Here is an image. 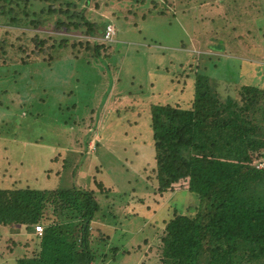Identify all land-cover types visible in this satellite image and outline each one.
Here are the masks:
<instances>
[{
	"label": "rangeland",
	"instance_id": "1",
	"mask_svg": "<svg viewBox=\"0 0 264 264\" xmlns=\"http://www.w3.org/2000/svg\"><path fill=\"white\" fill-rule=\"evenodd\" d=\"M160 1L166 5V14L160 16L163 9L146 13L151 9L146 4L144 11H140L146 15L143 20L140 12L135 13L136 9L126 0L122 6L126 18H122L127 23L122 19L114 23L118 29L114 39L117 43L113 44L115 52L109 56L101 50L103 57L97 58L94 42L99 44L101 40L96 38V31L95 37L86 34L85 22L100 25L99 19L109 18L105 12L108 0H91L88 4L80 0L51 3L19 0V4L0 0V66H13L12 70L5 71L4 67L0 72V136H3L0 139V182L11 189L24 188L25 180L36 179V170L40 175L43 170V189L69 188L72 182L83 191L92 189L100 208L97 214L102 217L101 221L90 224L89 242L95 244L92 250L102 245L110 249L123 243L129 253H136V257L127 256L126 250H119L128 264H157L166 237L164 222L173 216L175 209L184 214L196 204L194 194L183 188L159 194L157 189L167 186V175L160 179L152 152L133 145L149 139L146 129L151 131L152 105L180 103L188 107L192 101L191 76L196 70L209 72L210 78L214 77L219 96L227 93L228 88L236 89L241 85L264 90V0ZM196 2L204 3L194 8ZM70 3L74 5L69 6ZM185 4L188 13L178 14L176 8L182 9ZM223 11L227 13L224 16ZM212 14L216 16L215 22L209 17ZM65 24L80 27L67 30ZM63 41H67L66 44ZM68 65L70 69L66 68ZM186 75L189 77L185 82ZM42 79L47 94L50 92V98L57 102L63 100L66 91L73 94L64 97L65 103L76 98L79 91L85 93L79 110L88 106L98 111L100 102L96 98H105L111 82L119 83L123 98L135 99L132 101L137 104L127 105L122 100L114 104L123 117H118L115 109L107 112L105 104L106 122L111 126L107 135L114 140L102 141L97 150L100 135L94 132L96 129L85 128V132L76 135V144L70 143L71 139L64 134L61 142L46 144L60 148L52 152L49 162L46 160L32 174L21 164L36 159L29 154L33 149L30 144L34 143L23 144L14 139L12 128L17 123L11 119V107L17 109L25 101L32 103L34 97L37 99L35 110L42 114L54 111L58 104L45 108L42 95L35 97ZM19 108L24 111L22 106ZM61 114L59 111L56 118ZM52 115L46 112L43 116L54 119ZM134 123L139 124L131 126ZM138 127L141 128L139 135ZM115 130L119 135L113 134ZM85 133L90 137L84 157L81 153ZM62 145L66 150H60ZM9 161L11 167L7 164ZM178 176L172 178L173 184L178 183L175 180ZM71 233V239L75 240ZM9 235L6 227L0 226V264H13L14 254L10 253L7 241Z\"/></svg>",
	"mask_w": 264,
	"mask_h": 264
},
{
	"label": "trees",
	"instance_id": "2",
	"mask_svg": "<svg viewBox=\"0 0 264 264\" xmlns=\"http://www.w3.org/2000/svg\"><path fill=\"white\" fill-rule=\"evenodd\" d=\"M2 1L19 4V0ZM40 1L51 3L60 0ZM80 1L88 4L91 0ZM125 1L108 0L105 12L109 14V18L105 16L99 19L102 21L101 26L85 22L88 27L86 34L95 37L96 31V38L101 40L99 44L94 42L97 58L103 57L99 53L101 50L106 51L109 56L115 52L113 44L117 43L114 39L118 29L114 23L116 20L120 22L121 19L124 24L127 23L122 14ZM127 1L136 9L135 13L143 12L146 4L151 8L146 13L157 11L156 9L165 11L166 7L160 0ZM203 3L196 2L194 8H200ZM186 4L182 9L176 8V12L181 15L188 13ZM72 5L74 4H69ZM48 9L53 12L52 7ZM163 10L160 11V16L166 14ZM64 14L67 15V12ZM140 14L144 20L146 15L141 12ZM225 14L227 13L223 11L222 15ZM78 17L82 18L81 13H78ZM209 17L215 22V15ZM111 25L115 32L112 40L106 41L103 37L106 28ZM65 27L67 30L71 27L78 29L80 25L65 24ZM70 66L66 68L70 69ZM4 67L0 66V72ZM4 69L12 70L13 66L11 64ZM188 77L186 75L183 78L185 82ZM191 77L193 90L190 105H152V132L146 127L147 134H150L147 137L149 139L133 144L152 152V160L160 179L167 175V186H160L157 189L159 194L183 188L196 198V204L184 214L175 209L173 216L164 222L166 237L163 239L164 246L157 264H264V90L241 85L238 86L240 89L228 88L227 93L219 96L215 89L214 77L210 78L209 72L205 74L202 70H196ZM44 86L42 79L35 97L42 95L45 108L52 103L58 104L54 111H46L49 115L53 114L54 119H47L43 116L46 112L42 114L33 108L37 101L34 97L31 98L32 103L25 101L20 104L19 107L22 106L24 111L19 107H11V119H15L17 123L16 127L12 128L14 139L23 144L34 143L30 144L33 149L29 154L36 159L34 162L21 164L32 174L46 160L49 162L52 152L60 148L59 145L50 147L46 144L57 143V140L61 142L64 134L71 139L70 143L76 144V135L85 132V128L96 129L94 132L100 135L96 143L97 150L102 141L114 140L113 136L107 135L111 126L106 122L104 107L107 104V112L115 109L117 113L118 107L114 104L120 103L121 100L119 83L111 82L105 98H96V101L100 102L98 111L88 106L79 110L83 105L85 93L81 94L79 91L76 98L65 103L64 97L73 94L72 91H66L63 93V100L57 102L50 98L51 93L47 94ZM59 111H62V114L60 118H56ZM117 116L123 117V113H117ZM138 124L131 126L136 127ZM117 132L115 130L113 134L119 135ZM140 132L141 128L137 131L138 135ZM124 134L126 135V132ZM85 135L84 150L81 153L84 157L88 151L90 137L86 133ZM1 138L3 136H0ZM5 138L10 140V137ZM81 142L79 141V144ZM62 147L60 150H66L63 145ZM7 164L10 167L12 165L11 161ZM35 164H38V167H34ZM262 164L263 167L259 168ZM35 174L36 179L25 180L24 188L11 189L0 182V226L6 227L11 234L7 241L11 248L10 253L14 254L13 264L129 263L119 251L128 252L123 243L110 249H105L102 245L104 247L92 250L95 244L89 242L90 224L102 220L97 214L100 208L92 189L83 191L73 186V182L69 188L58 186L43 189L41 186L44 177L41 175L44 171L42 170L40 175L36 170ZM177 175L179 176L175 180L178 183L173 184L172 178ZM143 180L147 182L144 177ZM98 187H101V183H98ZM37 228L41 231L37 232ZM71 231L75 240L70 237ZM125 254L136 257V253ZM129 259L133 260L132 257Z\"/></svg>",
	"mask_w": 264,
	"mask_h": 264
},
{
	"label": "built area",
	"instance_id": "3",
	"mask_svg": "<svg viewBox=\"0 0 264 264\" xmlns=\"http://www.w3.org/2000/svg\"><path fill=\"white\" fill-rule=\"evenodd\" d=\"M114 32H115L114 31V28H112L111 26H108L106 28V32L104 34L103 39L106 40V41H111L112 40V36L114 35ZM36 230H37V232H40L41 231L40 228H37Z\"/></svg>",
	"mask_w": 264,
	"mask_h": 264
},
{
	"label": "crops",
	"instance_id": "4",
	"mask_svg": "<svg viewBox=\"0 0 264 264\" xmlns=\"http://www.w3.org/2000/svg\"><path fill=\"white\" fill-rule=\"evenodd\" d=\"M135 26H136V25H135ZM178 84H179V81L177 82V85H178ZM119 94H120V97H121V100H122L123 103H125V104H127V105L130 104V103L135 104V105L137 104V103H135V102L132 101V100H129V99H125V98H123V96H121V95H124V94H122L121 91L119 92ZM133 122H134V121H133ZM263 161H264V159H263ZM260 167H263V164H262V165H259V168H260Z\"/></svg>",
	"mask_w": 264,
	"mask_h": 264
}]
</instances>
